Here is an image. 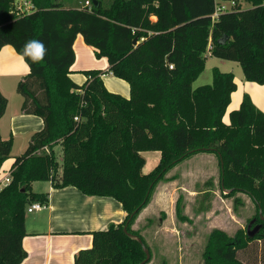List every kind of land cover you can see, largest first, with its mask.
Wrapping results in <instances>:
<instances>
[{
  "label": "trees",
  "instance_id": "16d2710c",
  "mask_svg": "<svg viewBox=\"0 0 264 264\" xmlns=\"http://www.w3.org/2000/svg\"><path fill=\"white\" fill-rule=\"evenodd\" d=\"M28 1L32 8L25 12L17 0H0V48L11 45L26 62L28 71L16 84L20 109L40 117L43 126L30 134L10 165V181L0 187V264H20L26 257V209L34 201L47 203L46 192L32 190L34 181L112 197L126 213L121 222L90 231V247L79 249L73 264H139L145 253L123 231L125 224L148 248L147 264L151 248L132 224L167 171L199 152L216 154L221 192L251 197L252 225L261 223V232L252 237L239 230V245L223 229L212 228L204 264H244L239 250L264 240L258 215L259 209L264 214V111L244 93L228 122L223 120L236 88L232 72L213 67L211 83H192L206 51L237 61L246 80L264 83V0H246V8L232 0L234 6L215 20V0H109L106 5L90 0V6L85 0ZM78 34L97 56L106 57L108 72L128 83V97L106 88L101 69L86 70L83 84L71 79ZM30 40L46 49L40 62L23 56ZM7 103L0 91V117ZM11 147L12 135L0 134V167ZM143 151L160 153L147 173ZM209 195L205 191L204 200ZM180 214L177 198L175 215L185 219ZM252 254V263L264 264V250Z\"/></svg>",
  "mask_w": 264,
  "mask_h": 264
},
{
  "label": "rangeland",
  "instance_id": "374dc122",
  "mask_svg": "<svg viewBox=\"0 0 264 264\" xmlns=\"http://www.w3.org/2000/svg\"><path fill=\"white\" fill-rule=\"evenodd\" d=\"M17 2L22 3L23 0H17ZM238 2L242 8L250 6V3L246 0H239ZM104 4H109V0H104ZM73 48L75 60L71 69H73L74 74H77L79 81L85 79V71L89 69H101L104 72L105 82H107L108 77L114 78L107 71L108 61L106 57L97 56L93 48L83 41L80 34L77 35ZM205 56L204 67L192 83V87L211 83L213 67L223 72H232L234 76L236 88L231 93L230 102L223 116L225 122L228 121L229 112L239 106L244 93H252L255 99L260 95H264V83L246 80L237 61L215 57L209 51H206ZM10 86H14L13 81ZM11 89L14 90V88ZM16 92H6L10 97V109L0 121L3 137L11 134L10 113L17 110L22 101L21 95ZM5 96L7 97V95ZM11 135L10 156L0 167V178H3L8 172L14 158L25 150L29 138V134L24 132H15ZM55 146L56 158L61 162V146L59 147L57 144ZM149 152L143 151L141 153L146 159L142 167V171L146 173L158 163L152 157L146 158L147 154H152ZM189 157L170 168L164 178L155 186L153 194L157 191L162 192L165 200L164 204L166 205L165 209L155 212L152 210L149 216H145L139 221L135 219V224L134 222L132 224L133 229L138 228L140 230L151 248L152 258L147 264H161L162 261L165 264H204V258L207 255L205 252L206 238L212 228L223 229L239 245L243 241L236 237L237 232L239 230L246 232L247 224L254 216V203L247 194L236 193L232 196H225L229 193L221 192L219 184L220 169L217 161L207 162V160H204L205 163L203 162V164L200 162L196 165L186 166L183 162H186L185 160ZM39 183L42 184V181ZM176 187L179 188L176 189L175 193L173 191ZM205 191L210 192L208 200L203 198ZM177 198H179L180 216L185 218L182 220H179L175 215ZM204 205H208V209L200 212V207ZM39 212L41 211L26 213L25 217ZM252 228L253 225L250 229ZM256 240L250 242L244 251L239 250L238 256L244 264H254L252 263V253L255 252L258 256L259 252L264 250V240ZM90 245L91 243L88 246L90 247ZM248 257H250L249 262H247Z\"/></svg>",
  "mask_w": 264,
  "mask_h": 264
},
{
  "label": "crops",
  "instance_id": "0c3cea01",
  "mask_svg": "<svg viewBox=\"0 0 264 264\" xmlns=\"http://www.w3.org/2000/svg\"><path fill=\"white\" fill-rule=\"evenodd\" d=\"M27 71L28 66L23 57L11 45H4L0 48V91L8 97V103L0 121L10 109V97L6 92H16L18 80ZM109 74L114 78L108 77L107 82H105L104 73L101 75L106 88L128 97V83L111 72ZM69 76L73 81L81 82L78 84H83L87 79L85 77L79 81V77L74 74L73 69ZM12 81L14 86H10ZM249 95L254 104L264 111V95H260L257 99L252 93ZM9 121L11 134L24 132L29 134V137L32 132L43 126L40 117L24 113L20 106L10 113ZM1 128L0 124V134L3 137ZM57 146L60 147L59 144ZM149 153L152 154H147L146 158L152 157L154 161L159 160V151H150ZM204 160L218 162L215 153L199 152L191 155L183 164L186 166L196 165L200 162L203 164ZM39 182L41 181L32 183V190L47 193V207L36 210L41 211L39 213L25 217L26 234L22 238V247L26 251V257L20 264H73L75 253L81 248L89 247L88 245L91 243L90 231L106 228L110 223L117 224L125 217L126 213L120 202L112 197L86 195L71 185L54 188L49 181H42V184ZM177 188L179 187H176L173 192ZM164 202L162 192L157 191L152 194L150 201L140 211L136 221L149 216L152 210L154 212L163 211L166 207ZM204 211L200 210V212Z\"/></svg>",
  "mask_w": 264,
  "mask_h": 264
},
{
  "label": "built area",
  "instance_id": "2783aa9c",
  "mask_svg": "<svg viewBox=\"0 0 264 264\" xmlns=\"http://www.w3.org/2000/svg\"><path fill=\"white\" fill-rule=\"evenodd\" d=\"M228 4H227V3ZM84 4L90 6V0H85ZM234 1H223V0H215L214 10L211 14L213 20H215L221 12L228 11L234 6ZM19 10L28 12L32 8V4L28 0H23L22 3H18ZM10 168L8 172L5 174L3 178H0V187L6 185L10 181ZM47 207V203L34 201L30 203L26 209L28 213H31L36 210L44 209Z\"/></svg>",
  "mask_w": 264,
  "mask_h": 264
},
{
  "label": "water",
  "instance_id": "95a60500",
  "mask_svg": "<svg viewBox=\"0 0 264 264\" xmlns=\"http://www.w3.org/2000/svg\"><path fill=\"white\" fill-rule=\"evenodd\" d=\"M95 3H96V2H95ZM136 40H137V38L135 37V38L133 39V43H134V44L136 43ZM224 191H225V192H228V191H230V190H229V189H225ZM258 215H259L260 220L264 221V214H262V212H261L260 209H259V211H258ZM255 220H256V218L254 217V218H252V219L248 222V224H247L246 232H247V235L250 236V237H252L254 234H256V233L259 231L260 227H261V223H256V224H254L253 228L250 229L251 225H252L253 223H255ZM123 231H124L128 236H130V237L136 239V240L140 243V245H141V247H142V249H143V251H144V253H145V258H144L139 264H144V263L150 258V252H149L148 248L144 245V243L142 242V240H141V238H140L139 236H137V235H135V234H132V233H130V232L127 231V224H125V225L123 226Z\"/></svg>",
  "mask_w": 264,
  "mask_h": 264
},
{
  "label": "clouds",
  "instance_id": "9594fccd",
  "mask_svg": "<svg viewBox=\"0 0 264 264\" xmlns=\"http://www.w3.org/2000/svg\"><path fill=\"white\" fill-rule=\"evenodd\" d=\"M46 53V49L40 41L30 40L26 42L23 56L30 58L34 63L40 62Z\"/></svg>",
  "mask_w": 264,
  "mask_h": 264
}]
</instances>
